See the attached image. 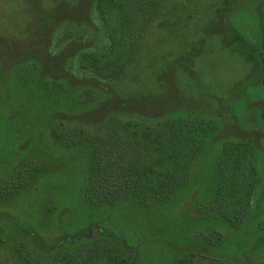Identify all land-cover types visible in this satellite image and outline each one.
I'll return each instance as SVG.
<instances>
[{"label": "rangeland", "instance_id": "1", "mask_svg": "<svg viewBox=\"0 0 264 264\" xmlns=\"http://www.w3.org/2000/svg\"><path fill=\"white\" fill-rule=\"evenodd\" d=\"M91 4L0 0V264H43L57 251L105 250L131 264H173L189 251L225 264H264V0H236L231 7L217 0H165L158 27L149 28L142 45L152 62L146 61L141 78H129L117 97L82 116L87 133H94L88 126L104 105L131 117L178 109L182 116L220 119L187 181L148 204L122 191L103 200L88 192L89 144L67 148L50 137L57 120L86 108L85 92L97 97L89 81L73 75L76 53L91 45L89 36H76L82 26L98 38ZM225 21L229 31L221 36ZM71 24L77 30L61 41ZM161 56L164 86L153 74ZM176 56L185 68L175 64ZM252 56L258 64L245 62ZM145 91L154 97H138ZM226 139H249L257 158L252 211L237 227L211 205ZM28 159L37 171L22 167ZM211 231L222 234L217 246L203 241Z\"/></svg>", "mask_w": 264, "mask_h": 264}, {"label": "trees", "instance_id": "2", "mask_svg": "<svg viewBox=\"0 0 264 264\" xmlns=\"http://www.w3.org/2000/svg\"><path fill=\"white\" fill-rule=\"evenodd\" d=\"M164 1L92 0V20L100 39L86 31L84 26L82 32L76 35L89 36L91 45L76 53L73 75L89 81L95 87L97 97L94 98L93 92H85L89 97L86 98V108L79 114L69 115L67 119L57 120L50 129V137L55 143L63 144L67 148L89 144L91 161L88 164L90 179L87 191L96 193L102 200L111 196V193L120 191L124 195H130L131 200L135 199L139 204L165 199L187 181L193 162L210 135L218 129L220 119H207L201 115L182 116L178 109L156 118L131 117L108 105H104L105 108L99 111L101 116L97 121L86 125L88 130L94 133H87L82 129L84 126L81 122L82 116L87 113L93 116L99 110L100 104L105 101L108 104L111 99L117 97L125 86L123 83L129 78L132 80L135 77L141 78L140 74L144 72L146 61H151L144 53L142 45L144 39H147L146 33L149 28L154 25L158 27L156 13H159ZM217 1L226 7H231L236 2ZM260 16L264 26V4L260 8ZM223 17L226 19L227 15ZM226 24L225 21L224 26L220 25L221 36L229 31ZM71 25L73 30H67L61 41L71 38L73 31L77 30L75 24ZM231 43H233L231 40L225 41L226 46ZM191 57L197 56L191 55L188 59ZM175 58H177L174 60L175 64L179 68H185L184 62L177 56ZM164 60L165 56H161V69L159 72H153L156 80L160 78L162 86L165 84L163 77L166 75L162 72ZM245 62L258 64V59L252 56ZM120 82L123 85H118ZM150 88L156 89L153 85ZM137 95L154 97L152 91ZM127 105L129 104L124 103L121 107L127 108ZM260 117L264 125V110L261 111ZM25 166L30 169L28 172L37 171L29 159L22 164V167ZM258 182L257 158L252 142L249 139L224 140L221 156L217 161V182L211 201L212 208L222 219L237 227L252 211L253 196ZM203 241L209 246H217L222 241V234L219 231H211L203 236ZM43 264L131 263L127 258L105 250L92 251L88 255L57 251ZM173 264L225 263L189 251Z\"/></svg>", "mask_w": 264, "mask_h": 264}]
</instances>
